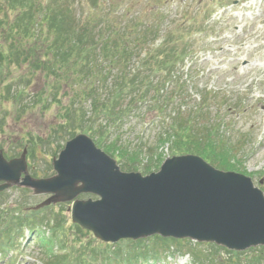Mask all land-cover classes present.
Wrapping results in <instances>:
<instances>
[{
	"label": "trees",
	"instance_id": "trees-1",
	"mask_svg": "<svg viewBox=\"0 0 264 264\" xmlns=\"http://www.w3.org/2000/svg\"><path fill=\"white\" fill-rule=\"evenodd\" d=\"M124 4L122 0H0V39L8 44L7 52H2L0 47V62L8 59L21 67L30 64L31 73H38L45 83L42 98L51 93L50 101L68 99L69 109L64 110L66 115H61V124L72 127L63 129V134L65 131L72 132L71 137L77 133L101 134L100 137L108 140V132L112 129L124 125L131 117H143L141 108L146 104L147 112L159 115L156 119L160 121L164 105L181 93L183 83L176 80L175 66L182 65L192 54V45L188 42L190 33L163 31L157 24H146L145 16L130 21L132 17ZM76 5L78 9L74 11ZM157 40L161 42L154 46ZM39 42L41 45L37 46ZM21 81L24 83L16 88L14 102H25L22 98L27 95L28 82ZM5 82L2 78L0 85ZM166 84L172 86L170 92L163 89ZM7 89L12 91V84ZM8 96V91L5 95L0 86V101L4 97L9 102ZM179 99L183 104L186 101ZM85 106L90 107L89 117L83 112ZM208 107L207 99L202 97L201 104L193 110L168 116L170 123L161 124L168 135L165 142L176 143L171 157L195 154L219 170L231 171L232 167L220 158L214 162L215 158L202 152L213 150L219 157L217 149L222 137L218 126L206 119ZM152 119L153 116L151 124L155 120ZM103 120L105 128L100 124ZM157 135L160 139L161 135ZM178 143L184 146H177ZM96 144L102 148L98 142ZM231 148L228 143L221 146L229 154H232ZM109 149L115 153L112 147L108 152ZM122 154L115 155L121 170H135ZM141 174L149 172L143 168ZM44 212L21 208L0 210V264H17V257L22 255L19 241L24 238V231L29 232L26 241H35L45 249L39 258L40 264H136L159 260L164 250H169L170 244L176 242L155 236L146 241H124L114 246L95 242L86 246L80 244L75 249V240L68 241V236L74 233L62 228L58 217L62 216L52 214L51 218ZM73 228L81 231L76 226ZM46 229L48 236H45ZM149 241L146 255L138 251ZM122 243L130 244L131 250L126 251L128 247ZM55 247L62 253L54 252ZM210 249L206 257L200 251L190 254L196 264L204 261L212 264L211 259L219 249ZM249 251L229 252L230 261L222 264H264V247Z\"/></svg>",
	"mask_w": 264,
	"mask_h": 264
},
{
	"label": "rangeland",
	"instance_id": "rangeland-1",
	"mask_svg": "<svg viewBox=\"0 0 264 264\" xmlns=\"http://www.w3.org/2000/svg\"><path fill=\"white\" fill-rule=\"evenodd\" d=\"M122 3L127 5L128 14L132 17L130 21L145 16L146 24H157L163 31L192 32L189 39L192 54L184 60V67L177 64L175 66L176 80L183 83L178 96L186 98V101L183 104L174 95L164 105L165 111L160 121L152 119V124L149 123L151 117L157 118L159 115L147 112L146 104L141 108L143 117H131L124 125L112 129L108 132V140L100 137L101 134L85 135L91 138L96 147V142L102 145V148H97L103 152L107 150L109 156L114 155L110 156L114 160L119 152L126 155L129 163L135 167L131 172L141 174L143 168L149 174L157 172L161 164L171 158L176 147L175 141L165 142L168 135H165L164 127H161L162 122L170 123L167 121L168 116L173 117L179 111L193 110L201 103L202 97L210 96L206 119L211 125L218 126L222 136L217 149L219 157L213 150L202 152L207 157L215 158L214 162H218L220 158L222 162H226L224 164L232 167L231 171L250 178L254 186L264 194V0H122ZM77 9L76 5L74 11ZM206 11L213 13L209 20V15H204ZM198 30L201 34H195ZM160 42H156L154 46ZM39 45L41 42L37 44ZM0 47L2 52H7L8 44L1 39ZM11 62L8 59L0 62V82L2 78L7 81L0 85L1 90L5 95L7 90L10 99L7 102L3 97L0 101V150L4 159L9 161L20 158L23 148L31 146L25 159L27 174L33 180L47 179L55 175L52 160L64 149L65 143L79 133L72 137V132L62 133L63 129L72 127L70 124L67 127L61 124V118L66 115L64 110L69 109L68 99L50 101L51 93L47 98H42L45 85L42 77L36 72L31 73L30 64L21 67ZM21 79L28 82V94L22 98L25 102H14L13 96L17 97L16 88L24 83ZM11 84L12 91H9L7 87ZM163 89L170 92L172 86L166 84ZM36 94L38 95L33 96ZM83 112L85 117H89L90 107L85 106ZM105 123L103 120L100 124L105 128ZM214 130L217 131L216 127ZM158 133L161 135L160 139ZM62 135L63 138H60ZM33 142L34 145H31ZM227 143L230 148L237 144V147L233 146L234 150L231 148L232 154L221 149ZM109 146L115 153L111 149L108 152ZM177 146L183 147L184 144L178 143ZM117 165L121 169L118 163ZM260 181L262 185H259ZM19 182L22 183V177ZM48 197L49 195H35L29 189L13 186L0 194V208L4 206L27 211L43 203ZM88 199L95 200V197L81 194L75 200ZM70 205L68 202L50 207L45 210V216H62H58L62 228L74 233L72 237L68 236V241L75 240V249L80 244L86 246L97 243L98 240L90 232L82 229L76 231L73 228L68 212ZM150 243L151 241L145 242V248L138 251L146 255V248ZM180 244L182 246L177 249V245L172 244L170 250H164L169 254H162L158 261H148L147 264H196L190 252L200 251L206 257L211 251L204 245L206 243L182 240ZM103 245L114 246L115 243ZM122 245L128 247L126 251L131 250L130 244ZM24 249L22 261L40 264L39 258H42L44 249L37 242L30 241ZM229 258L226 252L220 251L213 255L211 263H227ZM202 264L209 263L204 261Z\"/></svg>",
	"mask_w": 264,
	"mask_h": 264
},
{
	"label": "water",
	"instance_id": "water-1",
	"mask_svg": "<svg viewBox=\"0 0 264 264\" xmlns=\"http://www.w3.org/2000/svg\"><path fill=\"white\" fill-rule=\"evenodd\" d=\"M53 170V177L33 180L25 152L6 161L0 150V193L19 186L51 194L39 208L72 202L71 222L105 243L158 235L214 242L236 251L264 246L262 191L250 178L215 169L198 156L168 158L146 176L125 173L80 134L53 160ZM80 194L97 199L74 200Z\"/></svg>",
	"mask_w": 264,
	"mask_h": 264
}]
</instances>
